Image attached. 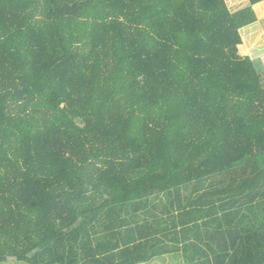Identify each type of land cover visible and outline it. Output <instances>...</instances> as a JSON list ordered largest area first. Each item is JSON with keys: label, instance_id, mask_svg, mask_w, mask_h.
I'll list each match as a JSON object with an SVG mask.
<instances>
[{"label": "trees", "instance_id": "1", "mask_svg": "<svg viewBox=\"0 0 264 264\" xmlns=\"http://www.w3.org/2000/svg\"><path fill=\"white\" fill-rule=\"evenodd\" d=\"M263 2L0 0V264H264Z\"/></svg>", "mask_w": 264, "mask_h": 264}, {"label": "rangeland", "instance_id": "2", "mask_svg": "<svg viewBox=\"0 0 264 264\" xmlns=\"http://www.w3.org/2000/svg\"><path fill=\"white\" fill-rule=\"evenodd\" d=\"M225 1L232 12L248 6V0ZM253 9L257 16V22L241 31L242 45L238 47V54L242 57L258 58L264 63V2Z\"/></svg>", "mask_w": 264, "mask_h": 264}, {"label": "crops", "instance_id": "3", "mask_svg": "<svg viewBox=\"0 0 264 264\" xmlns=\"http://www.w3.org/2000/svg\"><path fill=\"white\" fill-rule=\"evenodd\" d=\"M167 262L166 261H163V262H161V261H154V262H152L151 264H166Z\"/></svg>", "mask_w": 264, "mask_h": 264}]
</instances>
